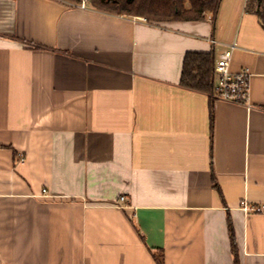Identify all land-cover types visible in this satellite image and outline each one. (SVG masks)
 Here are the masks:
<instances>
[{
    "label": "crops",
    "instance_id": "obj_1",
    "mask_svg": "<svg viewBox=\"0 0 264 264\" xmlns=\"http://www.w3.org/2000/svg\"><path fill=\"white\" fill-rule=\"evenodd\" d=\"M247 7L155 24L0 0V264H235L233 243L264 264V29ZM233 44L247 104L180 85L187 53Z\"/></svg>",
    "mask_w": 264,
    "mask_h": 264
},
{
    "label": "trees",
    "instance_id": "obj_2",
    "mask_svg": "<svg viewBox=\"0 0 264 264\" xmlns=\"http://www.w3.org/2000/svg\"><path fill=\"white\" fill-rule=\"evenodd\" d=\"M67 6H78L83 0H57ZM222 0H89L91 8L116 16L142 17L150 23L204 21L208 16L215 24ZM247 10L256 15L264 29V0H248ZM215 58L213 53H187L182 66L180 85L186 89L213 96ZM213 110L210 122L213 125ZM214 187L218 184L214 181ZM232 233V226L229 223ZM235 264H238L233 243ZM163 264L162 253L154 255Z\"/></svg>",
    "mask_w": 264,
    "mask_h": 264
},
{
    "label": "built area",
    "instance_id": "obj_3",
    "mask_svg": "<svg viewBox=\"0 0 264 264\" xmlns=\"http://www.w3.org/2000/svg\"><path fill=\"white\" fill-rule=\"evenodd\" d=\"M89 0H83L77 7L85 9ZM143 20H146L143 18ZM236 44L231 45L228 49L221 52L220 57L215 63L213 78V97L237 104H247L249 98L251 72L249 69H242L233 73L230 69L233 50ZM46 193V190H43ZM123 201L124 198H121ZM245 211L258 212L259 207H249L243 204Z\"/></svg>",
    "mask_w": 264,
    "mask_h": 264
}]
</instances>
